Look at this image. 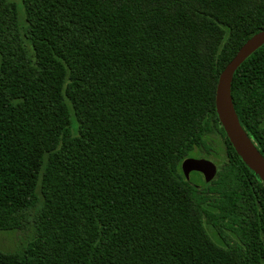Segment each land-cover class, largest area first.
<instances>
[{
    "label": "trees",
    "instance_id": "obj_1",
    "mask_svg": "<svg viewBox=\"0 0 264 264\" xmlns=\"http://www.w3.org/2000/svg\"><path fill=\"white\" fill-rule=\"evenodd\" d=\"M264 0H0V264H264V181L216 109ZM231 95L264 155V44ZM217 173L188 179V157Z\"/></svg>",
    "mask_w": 264,
    "mask_h": 264
},
{
    "label": "water",
    "instance_id": "obj_2",
    "mask_svg": "<svg viewBox=\"0 0 264 264\" xmlns=\"http://www.w3.org/2000/svg\"><path fill=\"white\" fill-rule=\"evenodd\" d=\"M264 44V30L250 37L221 72L217 85L216 109L227 136L237 153L264 181V155L256 147L242 127L232 101L231 85L238 67ZM217 164L209 158L188 157L182 163V170L189 179L192 172H200L206 181L217 173Z\"/></svg>",
    "mask_w": 264,
    "mask_h": 264
},
{
    "label": "rangeland",
    "instance_id": "obj_3",
    "mask_svg": "<svg viewBox=\"0 0 264 264\" xmlns=\"http://www.w3.org/2000/svg\"><path fill=\"white\" fill-rule=\"evenodd\" d=\"M194 158H203L198 156H193ZM215 161L212 158H209ZM23 239L15 230H0V249L4 251H15L21 248Z\"/></svg>",
    "mask_w": 264,
    "mask_h": 264
}]
</instances>
